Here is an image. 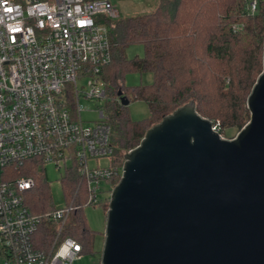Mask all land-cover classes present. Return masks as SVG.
I'll return each mask as SVG.
<instances>
[{
	"label": "built area",
	"instance_id": "2783aa9c",
	"mask_svg": "<svg viewBox=\"0 0 264 264\" xmlns=\"http://www.w3.org/2000/svg\"><path fill=\"white\" fill-rule=\"evenodd\" d=\"M257 2L248 0V13ZM104 18H119L110 0H0L1 264H74L82 245L62 236L71 212L98 205L101 195L109 200L108 180L121 175L122 166L111 165L105 110L85 125L77 105L80 94L97 100L108 95L103 71L112 52ZM33 158L64 174L75 168L78 177L68 202L43 215L23 202L22 193L34 187L31 177H4L7 165ZM101 158L109 164L88 165ZM43 217L53 232L39 246L35 234Z\"/></svg>",
	"mask_w": 264,
	"mask_h": 264
},
{
	"label": "water",
	"instance_id": "95a60500",
	"mask_svg": "<svg viewBox=\"0 0 264 264\" xmlns=\"http://www.w3.org/2000/svg\"><path fill=\"white\" fill-rule=\"evenodd\" d=\"M245 104L231 138L188 101L124 154L100 264H264V38Z\"/></svg>",
	"mask_w": 264,
	"mask_h": 264
},
{
	"label": "trees",
	"instance_id": "16d2710c",
	"mask_svg": "<svg viewBox=\"0 0 264 264\" xmlns=\"http://www.w3.org/2000/svg\"><path fill=\"white\" fill-rule=\"evenodd\" d=\"M247 2L158 0L149 13L102 20L112 52L111 62L103 71L108 94L106 122L114 149L111 165L120 168L124 154L140 142L149 127L188 101H194L196 111L210 119L219 131L240 129L248 121L245 100L262 70L264 0H258L253 14L247 12ZM132 44L142 47V56L125 57L126 47ZM128 73H149L152 81L125 86L122 81ZM121 98L127 104L145 101L148 115L132 120ZM18 176L34 181V187L22 193L31 213L43 215L54 208L39 159L4 168L5 178ZM119 178L118 173L108 183L115 185ZM77 180L75 168L61 178L68 197ZM100 204L106 210L108 197ZM52 232V222L43 217L35 234L37 244L44 246ZM96 234L88 227L81 207L71 212L62 236L78 240L82 252H93Z\"/></svg>",
	"mask_w": 264,
	"mask_h": 264
},
{
	"label": "rangeland",
	"instance_id": "374dc122",
	"mask_svg": "<svg viewBox=\"0 0 264 264\" xmlns=\"http://www.w3.org/2000/svg\"><path fill=\"white\" fill-rule=\"evenodd\" d=\"M119 13V18L129 17L136 14L149 13L157 6L158 0H110ZM126 58H131L134 55L142 56L143 49L138 44H132L126 47ZM152 81V77L149 73H128L124 76L122 83L125 86H134L139 84H148ZM69 97L71 98L70 94ZM108 102V98L103 100L86 99L80 94L78 99L79 116L83 120L85 125L91 124L98 117V109H104ZM126 110L129 117L132 120H139L148 115V107L145 101L134 100L130 101L126 105ZM238 128L229 127L221 129L220 135L224 138H231L236 135ZM109 164L107 158H101L98 160H89L88 165L105 166ZM63 170H57L51 164L44 166V177L49 188V194L52 205L57 207H63L69 200L65 188L61 184V178L63 177ZM114 186V185H112ZM101 202L104 201L101 195ZM100 202V203H101ZM96 206L83 207V213L90 229L97 232L93 243V252H82L74 264H100V253L103 243V231L105 223L106 210L102 204ZM3 261V255L0 254V264Z\"/></svg>",
	"mask_w": 264,
	"mask_h": 264
},
{
	"label": "snow or ice",
	"instance_id": "6c2138e0",
	"mask_svg": "<svg viewBox=\"0 0 264 264\" xmlns=\"http://www.w3.org/2000/svg\"><path fill=\"white\" fill-rule=\"evenodd\" d=\"M9 11H10V9H9Z\"/></svg>",
	"mask_w": 264,
	"mask_h": 264
}]
</instances>
